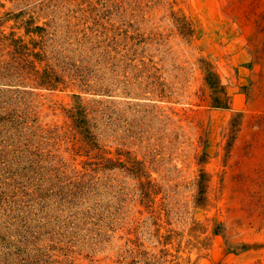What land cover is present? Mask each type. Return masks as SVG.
I'll use <instances>...</instances> for the list:
<instances>
[{
	"label": "rangeland",
	"instance_id": "1",
	"mask_svg": "<svg viewBox=\"0 0 264 264\" xmlns=\"http://www.w3.org/2000/svg\"><path fill=\"white\" fill-rule=\"evenodd\" d=\"M0 264H264V0H0Z\"/></svg>",
	"mask_w": 264,
	"mask_h": 264
},
{
	"label": "trees",
	"instance_id": "2",
	"mask_svg": "<svg viewBox=\"0 0 264 264\" xmlns=\"http://www.w3.org/2000/svg\"><path fill=\"white\" fill-rule=\"evenodd\" d=\"M217 75L218 74H215V76H217ZM213 85H214V91L216 92V94H218V95L220 94L219 95L220 97L216 98L218 101V104L224 105L226 98H227V92H226L225 87L223 85H220L218 82L217 83L215 82ZM201 192H203L202 189H201Z\"/></svg>",
	"mask_w": 264,
	"mask_h": 264
}]
</instances>
